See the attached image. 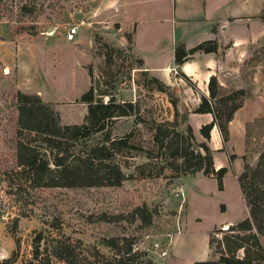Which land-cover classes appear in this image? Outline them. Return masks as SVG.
Masks as SVG:
<instances>
[{"label": "rangeland", "instance_id": "1", "mask_svg": "<svg viewBox=\"0 0 264 264\" xmlns=\"http://www.w3.org/2000/svg\"><path fill=\"white\" fill-rule=\"evenodd\" d=\"M18 2L0 0V166L12 159L9 140L15 127L18 89L40 90L37 93L42 100L51 102L60 123L70 124L85 121L88 102L81 100V95L92 86L95 99L106 102L113 98L115 103L125 104L128 113L107 118L102 129L90 133L88 141L96 142L106 135L128 136L134 147L116 155L127 175L119 185L46 187L39 190L42 198L22 212L4 196L8 203L4 201L0 206V259L11 255L18 259L29 257L35 230L45 227L54 213L61 214L63 232L81 237L85 245L96 244L106 254L111 251L103 239L116 234L137 238L134 245L145 252V264H161L162 258V264L168 262L165 259L170 253L162 257L150 244L155 239L165 244L167 233L176 228V220L181 226L187 220L189 235L179 241L180 258H192L184 257L190 251L189 236L195 241L191 252L199 255L202 247L207 246L209 229L226 217L239 215L244 204L231 175L227 177V189L219 191L215 177L201 171L195 175L176 174L162 166L164 157L156 155L154 127L173 118L172 101L183 96V102H193L178 82L167 85L154 70L146 68L167 63L162 58L172 34L170 24L162 22L153 11L126 13L115 0H44L36 15L22 17ZM126 14L137 15L139 20L130 24ZM70 24L79 27L71 50L64 45L65 30ZM18 64L22 66L23 81H18ZM171 73L174 75V70ZM128 101L132 106L126 105ZM177 110L176 129L185 130L191 125L194 144L205 140L195 128V113L189 119L192 111L183 106ZM249 133L256 137L252 142L260 149L264 143V123L249 129ZM146 162L149 163L139 172L136 165ZM223 203L228 206L226 213L221 211ZM136 205L150 209V224L143 225L140 218H133ZM14 215L18 216L15 229L9 227ZM115 215L120 217L113 220ZM221 228L214 226L215 236L221 237ZM261 240L264 244L262 236ZM237 254L242 255V249ZM174 263L178 264H170Z\"/></svg>", "mask_w": 264, "mask_h": 264}, {"label": "trees", "instance_id": "2", "mask_svg": "<svg viewBox=\"0 0 264 264\" xmlns=\"http://www.w3.org/2000/svg\"><path fill=\"white\" fill-rule=\"evenodd\" d=\"M43 1L19 0L17 7L20 16L36 15ZM216 48L213 40L201 41L188 49L183 42H179L174 47V63L179 64L196 49L211 51ZM180 74L192 83L186 74ZM93 89L91 86L81 95V100L88 102L85 121L70 124L60 123L51 102L42 100L37 92L16 90L17 115L13 136L9 140L13 152L11 162L0 166V190H3L0 191V206L4 201L8 203V200H4V196H8L22 212L26 206L42 198L39 190L46 187L119 185L127 178L116 155L123 149L134 147L128 136L106 135L96 142L88 141L90 133L102 129L107 118L127 114V107L115 103L113 98L106 102L95 99ZM208 91L209 95H201L195 108V111H208L213 115L212 120L199 127L205 140L194 144L191 125H187L185 130L176 129L179 111L175 101H172L173 118L156 124L153 139L157 146L156 155L164 157L163 167L173 169L176 174L195 175L202 171L205 175L214 176L218 187L222 188L227 167L222 165L215 169L206 139L209 140L214 124L222 140L228 139V121L241 105L247 90H224L216 75L211 74ZM126 105L132 106V103L128 101ZM261 123H264V117H255L246 122L245 143L250 141L251 125ZM258 152L256 164L245 163L243 170L237 174L249 215L228 224L227 228H221V237L215 236L213 227L208 242L212 258L196 260L194 264H257L264 261V244L261 240L264 235V143ZM147 163L137 164V170L143 171ZM132 215L133 218H140L143 225L150 224L152 213L145 205L134 206ZM118 217L115 215L112 219ZM61 218L60 213H54L45 227L35 230L29 257L18 259L16 255H11L0 259V264H145V252L134 248L137 238L116 234L103 239V244L111 251L106 254L96 244L85 245L81 237L63 232ZM10 220L12 225L9 227L15 229L18 216L14 215ZM16 242H19L17 238ZM239 249H242V255L237 254Z\"/></svg>", "mask_w": 264, "mask_h": 264}, {"label": "crops", "instance_id": "3", "mask_svg": "<svg viewBox=\"0 0 264 264\" xmlns=\"http://www.w3.org/2000/svg\"><path fill=\"white\" fill-rule=\"evenodd\" d=\"M117 5H122L126 13L138 14L139 11H153L162 21L170 24L172 34L167 40V52L158 65H150L147 70H154L155 75L165 84L171 85L173 81L182 85L188 95L193 98L192 104L183 102L184 98H177L176 107L183 106L189 112V119L197 121L196 129L201 124L213 119L211 112H198L195 108L200 102L201 95H209L208 79L211 74L216 75L220 86L224 90L244 88L247 90L242 97L241 105L234 111L233 117L228 121L229 137L222 140L221 133L214 124L210 129L209 147L213 155L214 167L225 165L227 170L222 178V188L227 189V177L231 175L235 182V189L239 192L244 204V210L237 216L226 217L214 226L230 224L249 215L241 188L237 179L245 163L255 165L258 160L257 144L249 141L245 143L246 122L252 121L255 117H264V0H115ZM127 22L134 24L139 19L137 15L127 16ZM136 20V21H135ZM126 22V23H127ZM125 23V24H126ZM79 32V30H78ZM77 32V33H78ZM77 36V34H76ZM64 38V45L71 50L73 42ZM204 40H213L217 44L216 50L204 51L196 49L179 64L174 63V47L177 43L183 42L185 48H191ZM164 43L166 41H163ZM160 59V58H159ZM168 64V65H167ZM169 66V67H166ZM22 66L18 64V81H23L21 72ZM172 70H174L175 74ZM186 74L192 83L187 82L180 74ZM20 83V82H19ZM187 87H185V85ZM32 91V90H31ZM40 92V90H34ZM176 95V94H175ZM190 123V122H189ZM260 124L251 125V131L259 128ZM253 137V136H251ZM237 142V143H236ZM230 154H233L230 157ZM200 172V171H198ZM202 172V171H201ZM212 176V175H211ZM214 177V176H212ZM233 184V182H231ZM228 206L223 203L222 212L226 213ZM212 226L210 230L214 227ZM209 232L206 239L207 246L202 247L199 255L191 252L194 249V239L189 236L187 248L189 255L180 258L178 244L182 238L187 237V220L181 226V232L173 237L174 244L170 248V255L165 259L166 264L177 261L178 264H194L196 260L212 258L209 246ZM264 235L262 236V239ZM191 252V253H190ZM165 255V256H167ZM195 256V257H194ZM164 257V256H163ZM163 261V258H162ZM161 261V264H162ZM165 264V263H164ZM175 264V263H174Z\"/></svg>", "mask_w": 264, "mask_h": 264}, {"label": "built area", "instance_id": "4", "mask_svg": "<svg viewBox=\"0 0 264 264\" xmlns=\"http://www.w3.org/2000/svg\"><path fill=\"white\" fill-rule=\"evenodd\" d=\"M78 30H79V27H78L77 24H70L66 28V30H65V38L68 39V40L75 39V36H76ZM255 139H256V137L253 136L252 137V140H255ZM262 141H263V138H261V141L260 142H262ZM225 225L226 224H223L221 227L222 228H227V227H225ZM227 226H228V224H227ZM180 232H181V223L177 219L176 220V228L173 231L167 233V241H166V243L165 244H162L161 241L155 239L150 244V248L153 249V250H155V252L158 255L162 256V257L165 256V255H167V253H168V250L167 249L171 245V243L173 241L174 235L175 234H179ZM134 248H136L135 245H134Z\"/></svg>", "mask_w": 264, "mask_h": 264}, {"label": "water", "instance_id": "5", "mask_svg": "<svg viewBox=\"0 0 264 264\" xmlns=\"http://www.w3.org/2000/svg\"><path fill=\"white\" fill-rule=\"evenodd\" d=\"M78 16H80V14H78Z\"/></svg>", "mask_w": 264, "mask_h": 264}, {"label": "bare ground", "instance_id": "6", "mask_svg": "<svg viewBox=\"0 0 264 264\" xmlns=\"http://www.w3.org/2000/svg\"><path fill=\"white\" fill-rule=\"evenodd\" d=\"M225 227H227V226H225Z\"/></svg>", "mask_w": 264, "mask_h": 264}]
</instances>
